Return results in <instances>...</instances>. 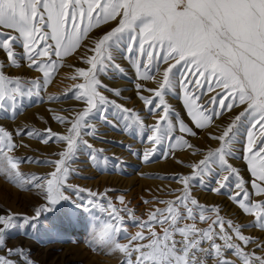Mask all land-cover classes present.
Masks as SVG:
<instances>
[{
	"label": "snow or ice",
	"instance_id": "obj_1",
	"mask_svg": "<svg viewBox=\"0 0 264 264\" xmlns=\"http://www.w3.org/2000/svg\"><path fill=\"white\" fill-rule=\"evenodd\" d=\"M0 51L7 58V64L0 61V119L15 120L25 107L24 98L29 104L33 97L44 102L42 93L65 57L76 53L86 66L76 68L71 77L82 82L64 90L83 106L70 115L49 109L51 119L64 127L63 133L51 127L25 124L9 130L0 125V173L20 187L36 188L47 201L35 209L34 216L25 217V224L51 211L49 205L70 200L65 192L72 190L81 200L77 208L89 213L88 226L95 240L123 253V264H208L209 260L212 264H264V243L257 244L243 232L248 227L264 231V0H0ZM120 58L134 69L136 95L143 111L155 118L151 124L145 123L140 112L105 95L121 96V88L110 87L102 79L128 76L117 63ZM22 62L40 75L25 79L5 73L8 66L23 67ZM149 80L157 86L142 83ZM170 95L181 101L189 122L168 102ZM60 99L47 95L50 102ZM110 111L115 122L109 119ZM94 120L136 131L144 147L135 154H142L145 162L157 155L168 158L177 148L201 153L185 138L197 136L194 128L203 130L218 146L189 164V174L172 177L182 185L176 189L180 194L159 200L164 207L141 220L123 195L116 198L118 207L108 196L110 189L98 193L67 183L71 164L80 153H86L98 168L109 166L104 149L85 138H98ZM22 136L44 145L56 143L60 146L53 154L57 158L13 155L23 146L17 143ZM127 147L131 150V145ZM229 158L242 160L245 173ZM25 161L51 165L52 171L23 173L19 165ZM120 163L117 160L112 167ZM197 180L213 193H226L253 219L237 223L222 216L218 206L201 204L192 195ZM213 182L215 186L209 187ZM85 192L87 197L82 195ZM121 213L141 229L125 244L116 239L129 235ZM198 222L207 226L198 227ZM15 224V214L0 215V264H34L22 247L6 245V232ZM251 244L261 250L260 255L245 250Z\"/></svg>",
	"mask_w": 264,
	"mask_h": 264
},
{
	"label": "rangeland",
	"instance_id": "obj_2",
	"mask_svg": "<svg viewBox=\"0 0 264 264\" xmlns=\"http://www.w3.org/2000/svg\"><path fill=\"white\" fill-rule=\"evenodd\" d=\"M95 31L94 29L93 32ZM17 51L22 52V49L18 48ZM78 52L82 54L83 50L80 49ZM0 61L7 64L6 54L3 51H0ZM22 63L23 67L20 68L6 67L5 73L11 76H21L25 79L40 75L28 69L26 62ZM117 63H120L128 71V76H117L114 79L102 77V79L110 87L121 88V96L114 97L110 93H105V95H108L111 99H116L118 103L123 104L125 107L140 112V115L145 118V123H153L155 118L143 111V102L136 95L134 69L123 58L118 59ZM78 67H86L78 54L73 53L65 57L62 66L47 86L46 92L42 93L45 96L44 102H40V100L33 97L29 104L28 98H24L25 107L19 112L16 119H0V125L9 130L25 124L40 129L51 127L54 131L63 133L65 131L64 127L51 119L52 112L49 109H53L63 115H70L71 110L79 109L83 106L74 99L71 93L65 95L64 92L73 83L82 82V80L71 79L75 74V69ZM157 79H159V76H157ZM142 83L146 87L157 86L153 80L142 81ZM49 94L60 96L61 99L50 102L47 100V95ZM143 94L149 95L147 92ZM166 99L185 117L186 122H189L186 113L183 111L181 101L171 95L166 97ZM108 116L110 120L115 122L111 111ZM227 119L228 114H225L223 121L226 122ZM93 122L97 125L98 138H85L95 148L104 149V155L110 158L109 166L106 169L98 168L86 153H80L71 164L73 171L69 174L67 183L98 193L110 189L108 196L118 207H121V205L116 198L123 195L127 206L141 220H146L149 212L155 208L164 207L158 202L159 200L174 199L176 195L180 194L176 189L182 188V185L172 177L176 174H189L192 171L188 167L189 164L201 159L203 153L207 152L209 148L218 146L217 142L206 136L203 130L194 128L197 131V136H185V138L200 148L202 150L201 153L194 154L192 150L177 148L168 158L157 155L150 162H145L142 154L140 156L135 154L137 149H140L142 153L144 147L136 131H123L120 126L114 128L112 125L99 120H94ZM21 142L23 146L14 150L13 155L19 157L31 156L41 160L55 159L57 157L53 154L60 148L56 143L44 145L41 141L27 136L17 138V143ZM128 145H131V150L127 147ZM117 160L122 163L118 167L113 168L112 164L116 163ZM229 162L239 167L242 173H245V164L242 160L229 158ZM19 168L23 173L39 175H45L52 171L51 165L29 163L27 161L21 163ZM214 186L213 182L209 187ZM65 195L70 196L71 199L61 201L56 206L49 205L51 211H43L35 221L25 224V217L34 216L35 209L47 205V201L43 193L36 188L20 187L9 179L6 173H0V215H16L15 226L7 230L5 235L7 247H22L29 253L34 264H123V253L111 251L109 246L102 244L99 240H95L88 226L89 213L77 208V205L81 203L80 198L72 190H67ZM82 195L87 197L86 192ZM192 195L201 204L209 207L218 206L221 210L220 214L226 219H233L237 223H247L253 219L252 216L243 213L228 198L226 193H213L208 187H201L198 180L193 181ZM144 201H148V203H144ZM86 202L87 200L85 199ZM74 210L75 215L70 216ZM93 211L99 215L98 211ZM121 215L125 218L123 227L127 229L129 235H117L116 239L118 243L125 244L128 243L130 235L141 229L138 224H134L129 219L126 213H121ZM187 222L190 223L191 221ZM32 224H35V227ZM206 226L207 224L198 222V227ZM154 227L157 232L161 231L159 225ZM144 232L147 234V229H144ZM243 232L245 235L253 237L257 244L264 243V231H261L258 227H248L243 229ZM142 242L146 243V241ZM245 250L255 251L257 255L261 254V250L257 248L256 244L245 246ZM0 254H3V250H0ZM135 255L134 253L132 256L133 260ZM229 258L234 259L235 257L229 254ZM12 259L15 260L17 257H12ZM208 264H212V261L209 260Z\"/></svg>",
	"mask_w": 264,
	"mask_h": 264
}]
</instances>
